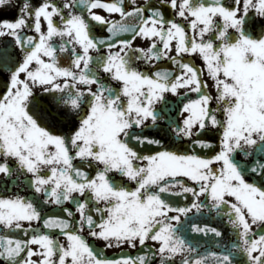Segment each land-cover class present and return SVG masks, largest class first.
<instances>
[{
  "label": "snow or ice",
  "instance_id": "obj_1",
  "mask_svg": "<svg viewBox=\"0 0 264 264\" xmlns=\"http://www.w3.org/2000/svg\"><path fill=\"white\" fill-rule=\"evenodd\" d=\"M0 189V264H264V0H0Z\"/></svg>",
  "mask_w": 264,
  "mask_h": 264
},
{
  "label": "flooded vegetation",
  "instance_id": "obj_2",
  "mask_svg": "<svg viewBox=\"0 0 264 264\" xmlns=\"http://www.w3.org/2000/svg\"><path fill=\"white\" fill-rule=\"evenodd\" d=\"M138 3H143V0H138ZM103 14L108 15L106 12L103 13ZM113 15L116 17V19H119L118 14H113ZM134 44H139L141 46H144V45L147 44V41L146 40H142L141 38L138 37L137 40L134 41ZM95 54H96L95 51H93V55H95ZM191 59L193 60V62L197 66H201L202 65V61L199 59V57L196 54H191ZM138 63H142V62H138ZM164 63L167 64V61L165 60ZM204 79H208V77L207 76H204ZM111 83H113L114 85L116 84V82H114V81H112ZM175 99H176L175 96H171L170 101H175ZM170 107L172 108V111H171L172 118L173 119H176V120H182V115L175 110V104L174 103H170ZM204 151L206 152L207 149H205ZM130 183H132L133 186H134V182H130ZM3 193H4V190L3 189H0V194H3ZM178 203H180L181 205H183L184 203H186V201H184L183 199H181L180 201H178ZM66 204L68 206H73L71 204V202H66ZM49 207L52 208V209H55L57 206L56 205H50ZM194 211L195 210L193 209V212ZM170 214H174V213H170ZM189 216H191V213H189ZM181 219L183 220L184 217L182 216ZM216 223H220V222L219 221H216ZM221 227L224 228L225 225L221 223ZM87 231H88L87 228H85L84 229V234L85 235H87ZM186 235L188 236V238L190 240L192 239L193 234L187 233ZM89 239H90V242L92 243V245L94 247H96L98 250H103L104 253L107 256H109V257H116L121 252V248H123L126 253L135 254V252H136L135 249L128 248L126 245H123V246H120V247L113 246L111 248H104L102 241H100L98 239H94V238H89ZM229 239L234 240L235 239V236L231 232H226L225 233V240L227 241ZM59 240H60V242H65V238L63 236H60L59 237ZM147 243L148 244H151L152 242L151 241H148ZM138 247H139V245H138ZM144 251L147 252L148 249L145 248Z\"/></svg>",
  "mask_w": 264,
  "mask_h": 264
}]
</instances>
